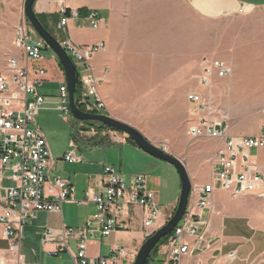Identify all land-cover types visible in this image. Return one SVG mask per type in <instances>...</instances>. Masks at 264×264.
I'll list each match as a JSON object with an SVG mask.
<instances>
[{"label":"crops","instance_id":"1","mask_svg":"<svg viewBox=\"0 0 264 264\" xmlns=\"http://www.w3.org/2000/svg\"><path fill=\"white\" fill-rule=\"evenodd\" d=\"M181 1L191 14L217 22V55L219 60L229 63L233 70L226 79L228 85L232 84L235 76L244 75L249 66L248 61L264 60V0ZM62 7L95 13L99 28H92L88 20L81 17L70 19L65 31L58 30L63 16ZM171 8L173 12H170ZM34 9L53 36L60 32V43L67 38L80 46L105 43L106 51L97 53L92 63L95 75L100 80L99 93L107 108L142 107L144 99L138 93L144 91L174 92V95L169 96L170 99L181 101L184 106L189 104L185 92L190 88L186 76L190 75L191 63L185 61L191 60L192 55L187 54L186 50L183 53V48L178 51L177 45H186L188 41L186 36L177 37L178 26L172 0H37ZM183 27L180 28L183 30ZM24 62L31 64L27 59ZM41 65L47 70L46 81L40 89L46 103L38 117L49 112L48 108L56 104L54 98L49 99L45 93L49 84L58 83L60 86L66 83L65 73L57 57L45 58ZM146 84L149 87L146 88ZM170 99L153 106H169L167 102ZM116 119L140 131L136 120L125 117ZM76 126L79 128L81 124ZM260 131L250 136H256ZM43 134L54 160L49 173L50 180L57 177L67 180L76 192L73 201L62 204L61 212H40L28 222L21 243L26 264H76L79 241L71 237L65 242L64 231L84 229L89 221L94 223L95 229H99L95 220L98 214L96 204L81 202L87 191L102 190L106 167H114L126 183L130 177L131 184L135 175L148 178L149 186L161 207L160 217L154 224L156 231L166 225L175 213L180 199L179 188L165 194L164 189L168 186L164 185L159 173V163L146 157L141 149L128 140L127 135L105 131L97 133L93 141H89L92 137H85L84 140L88 141L76 144L72 140L64 149H57L53 139ZM200 141H206L207 147L197 146ZM168 143V153L186 162L192 184L204 185L211 181L220 142L198 139L190 144L185 135L183 139L171 138ZM71 151L81 156L82 160L78 163L67 162L64 157ZM252 155L254 162L264 171V151H253ZM135 163L148 167L141 171L133 170L131 165ZM11 185L9 172L5 171L0 176V211L4 208L2 199ZM250 197L232 198L228 193L216 190L210 207L196 211L208 221L206 240L213 239L214 242L210 248L202 244L193 254L185 256L181 264H227L225 257L231 251H237L238 259L229 264H264V214L248 203ZM117 217L125 229L110 236L97 234V237L90 238L87 255L91 259L108 257L124 247L129 254V264H134L149 236V231L144 227L145 210L131 205L118 213ZM48 229L53 234L44 242V232ZM8 250L9 242L4 227L0 225V259H7L8 264H14V257ZM54 251L59 253L51 254ZM165 253L166 250L160 248L158 256L152 261L165 264Z\"/></svg>","mask_w":264,"mask_h":264},{"label":"built area","instance_id":"2","mask_svg":"<svg viewBox=\"0 0 264 264\" xmlns=\"http://www.w3.org/2000/svg\"><path fill=\"white\" fill-rule=\"evenodd\" d=\"M62 13L58 24L60 31L67 29L70 19L82 17L77 9L62 7ZM85 18L92 28H99L95 13H89ZM15 39L22 55L10 57L7 73L0 74V176L5 171L9 172L12 181L2 199L4 208L0 211V225L4 227L9 242L8 251L14 257V264H26L21 253L26 225L37 213L61 212L64 202L73 201L76 189L59 177L50 180L49 173L54 160L43 132L33 127L36 116L46 103L40 89L47 77V70L41 63L45 59L43 51L48 46L42 40H33L24 23L16 29ZM60 44L79 72L82 85L79 105L86 113L110 115L100 96V80L95 75L92 63L97 53L106 51L105 43L80 46L67 38ZM25 59L31 64L24 62ZM200 69L199 84L208 90L216 80L227 79L233 71L229 63L207 56L201 59ZM59 98V110L72 116L66 83L59 87ZM187 98L196 107V121L189 128L192 139H212L220 142L221 146L216 153L211 181L192 188L193 198L190 197L187 212L165 245V264H181L185 256L193 254L202 244L208 248L212 246L213 239L205 238L208 221L196 211L210 207L216 190L226 192L232 198L253 195L264 200V171L254 162L252 155L253 151H264V126L256 136L234 135L230 132L226 116L211 95L193 91ZM64 159L69 163H78L82 157L71 151ZM104 177L102 190L87 191L81 202L96 204L98 214L95 220L99 229H95L94 223L89 221L84 229L64 231L65 242L71 237L79 241L76 264H129V254L124 247L108 257L98 259L89 258L87 249L89 239L97 237V234L110 236L124 230L117 214L131 205L145 210L144 227L149 231V236L156 232L154 224L160 217L161 207L149 186L148 178L135 175L128 187L114 167H106ZM52 234L50 229L45 231L43 241H47ZM58 253L54 251L51 254ZM237 259V251H231L226 255L225 263ZM0 264H8V260L0 259Z\"/></svg>","mask_w":264,"mask_h":264},{"label":"rangeland","instance_id":"3","mask_svg":"<svg viewBox=\"0 0 264 264\" xmlns=\"http://www.w3.org/2000/svg\"><path fill=\"white\" fill-rule=\"evenodd\" d=\"M25 1L0 0V74L7 73V63L10 57H20L22 54V50L16 45L15 39L16 29L20 24H26L31 36L35 37L33 40L41 41L25 16ZM172 1L175 4L178 26L177 37L179 39L181 36H186L185 38L188 41L186 45L178 44V51L180 52L181 48H183V53L186 50L187 54L191 53L192 55L191 60L185 61L187 64L191 63L190 75L186 76V79L190 83V88L185 92L186 100L188 95L193 91L209 94L212 96L214 103L226 116L232 134L242 136L254 134L264 126V60L257 61L251 59L252 61H248L249 66L247 71L244 72L243 76H235V80L231 85L227 84L226 79H218L209 90L201 87L199 84L200 59L203 56H207L219 60L216 44L218 24L216 21L205 20L195 14H191L181 0ZM170 12H173L172 8ZM181 26H184L185 30L184 27L182 30ZM54 37L58 41L61 40L60 32L54 33ZM43 55L47 60L56 57L50 48L44 50ZM223 62L226 63V61ZM234 71L236 75V65L234 66ZM49 85L45 93L49 96V99L54 98L56 104L48 108L49 112L42 114L40 117L37 116L33 127L41 129L48 137H51L57 149H64L66 144L73 140V131L78 132L82 137H95L98 133L96 129L92 128L90 131H80L81 126L79 128L76 126V124H80V121L59 110L58 107L61 102L59 98L60 86L58 83H50ZM228 86H230V90ZM145 87L149 86L146 84ZM166 87H169V85ZM138 94L143 96L144 106L137 108H108L109 114L113 118L125 117L136 120L140 131L147 139L166 152H169L168 142L171 138L178 137L183 139L187 135L190 144L196 141L189 134L190 126L196 121V117L194 116L196 107L194 105L189 102L187 106H184L181 101L174 98L170 99L169 96L174 95V92L144 91ZM165 99H170L167 102L170 104L169 106H153L159 103H166L165 101L162 102ZM117 133L123 134L121 132ZM78 143L81 144V142ZM198 143L197 146L201 147H207L208 145L206 141ZM145 155L149 159H153L155 163H159V173L163 178L164 185L168 186L164 189L165 194L168 195L174 189L178 190V188L181 192V180L175 167L147 153ZM139 163L141 162L139 161ZM147 167L148 165L142 167V164L137 165L136 163L131 165L133 170L138 171L144 170L143 168L146 169ZM203 175H205L204 172ZM127 186L130 187V177L127 178ZM193 186H199V184L193 183ZM251 196L248 198V203L256 211L264 214V200L253 195ZM161 248L166 250L165 246ZM149 264L158 263L152 261Z\"/></svg>","mask_w":264,"mask_h":264},{"label":"water","instance_id":"4","mask_svg":"<svg viewBox=\"0 0 264 264\" xmlns=\"http://www.w3.org/2000/svg\"><path fill=\"white\" fill-rule=\"evenodd\" d=\"M37 0H26L24 5L25 16L34 29L38 37L50 48L56 55L58 61L64 69L66 84L69 91V106L74 119L83 123H98L101 126L109 127L117 132H121L128 136L136 146L150 156L167 162L175 167L181 180V192L178 206L173 216L168 220L166 225L152 234L143 244L138 252L134 264H147L152 251L159 242L172 234L174 229L183 219L190 203L191 192L193 188L187 164L185 161L169 154L163 149L155 146L147 137L135 127L122 122L111 115L91 114L82 111L76 102L77 83L79 81V72L77 67L67 54L60 42L48 31V29L39 20L34 6Z\"/></svg>","mask_w":264,"mask_h":264},{"label":"trees","instance_id":"5","mask_svg":"<svg viewBox=\"0 0 264 264\" xmlns=\"http://www.w3.org/2000/svg\"><path fill=\"white\" fill-rule=\"evenodd\" d=\"M79 12H80V15H81L82 17H85V16L88 15V13H87L85 10H79ZM68 14H69V11H68ZM37 16H38V15H37ZM38 18H39V16H38ZM39 20H40V18H39ZM47 49H48V48H45L44 50H47ZM58 63H59L60 68L62 69V71H64L63 66L61 65V63H60L59 61H58ZM81 93H82V85H81V81H80V79H79V81H78V83H77L76 99H77V105H78V107H79L82 111H84V109H83V108L79 105V103H78L79 98H80V96H81ZM80 124H81V129H80V131H90L92 128L96 129V131H97L98 133H102V132H105V131H116V130H114V129H112V128L105 127V126H101V125L98 124V123H83V122H80ZM95 137H96V136H95ZM95 137L90 138L89 141H93V139H94ZM84 138H85V137L80 136V135L78 134V132L73 131V140H74V142H75L76 144H79L78 142H81V143H82V141H88L87 139L84 140ZM128 140H129L131 143H133L134 145H136V144H135L130 138H128ZM173 234H174V233L172 232V234H170V235H168L167 237L163 238V239L159 242V244H158V245L155 247V249L152 251V253H151V255H150V258H149L147 264H149V263L152 261V259H154L155 257L158 256L159 251H160V248H161L162 246H165V245L169 242V240H170V238L173 236ZM148 238H149V237H148Z\"/></svg>","mask_w":264,"mask_h":264}]
</instances>
